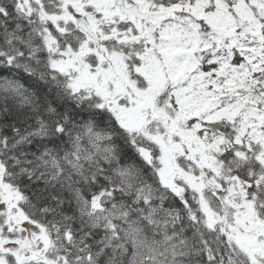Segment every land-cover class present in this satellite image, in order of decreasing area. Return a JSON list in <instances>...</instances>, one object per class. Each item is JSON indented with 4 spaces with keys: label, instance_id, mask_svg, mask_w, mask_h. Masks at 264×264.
<instances>
[{
    "label": "snow or ice",
    "instance_id": "obj_1",
    "mask_svg": "<svg viewBox=\"0 0 264 264\" xmlns=\"http://www.w3.org/2000/svg\"><path fill=\"white\" fill-rule=\"evenodd\" d=\"M0 264H264V0H0Z\"/></svg>",
    "mask_w": 264,
    "mask_h": 264
}]
</instances>
